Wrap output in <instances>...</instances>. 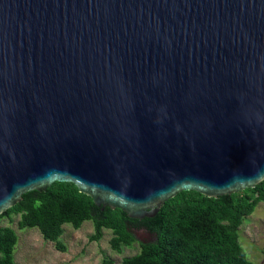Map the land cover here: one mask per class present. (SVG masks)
Masks as SVG:
<instances>
[{
	"label": "water",
	"instance_id": "water-1",
	"mask_svg": "<svg viewBox=\"0 0 264 264\" xmlns=\"http://www.w3.org/2000/svg\"><path fill=\"white\" fill-rule=\"evenodd\" d=\"M263 181L264 0H0V216L55 182L144 219Z\"/></svg>",
	"mask_w": 264,
	"mask_h": 264
},
{
	"label": "trees",
	"instance_id": "trees-1",
	"mask_svg": "<svg viewBox=\"0 0 264 264\" xmlns=\"http://www.w3.org/2000/svg\"><path fill=\"white\" fill-rule=\"evenodd\" d=\"M264 203V181L238 193L205 196L195 191L181 192L168 200L153 218L132 219L121 209L98 207L73 183L55 182L46 191H31L23 200L0 216H19L20 229L36 228L46 241L60 250L63 226L75 229L91 221L92 241L104 230L112 231L111 247L121 251L133 247L136 233L146 231L154 241L141 242L140 251L122 264H254L242 246L239 230L245 219ZM16 231L0 226V264H18L14 252ZM103 264H113L104 260Z\"/></svg>",
	"mask_w": 264,
	"mask_h": 264
},
{
	"label": "rangeland",
	"instance_id": "rangeland-1",
	"mask_svg": "<svg viewBox=\"0 0 264 264\" xmlns=\"http://www.w3.org/2000/svg\"><path fill=\"white\" fill-rule=\"evenodd\" d=\"M19 216L13 219L4 217L0 226L13 228L18 236L14 258L18 264H103L111 260L113 264H122L123 260L139 253L142 240L154 241L153 236H137L133 247H124L116 251L111 247L112 231L104 230L99 241H92L94 226L85 222L80 229L70 224L63 226L61 243L65 250H60L55 242L46 241L36 228L20 229ZM242 246L248 258L254 264H264V203L259 204L253 215L247 217L239 230Z\"/></svg>",
	"mask_w": 264,
	"mask_h": 264
},
{
	"label": "flooded vegetation",
	"instance_id": "flooded-vegetation-1",
	"mask_svg": "<svg viewBox=\"0 0 264 264\" xmlns=\"http://www.w3.org/2000/svg\"><path fill=\"white\" fill-rule=\"evenodd\" d=\"M149 234V233H148ZM150 236H152L151 234H149ZM142 242L144 243V242H146L145 240H142Z\"/></svg>",
	"mask_w": 264,
	"mask_h": 264
}]
</instances>
